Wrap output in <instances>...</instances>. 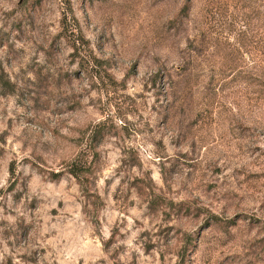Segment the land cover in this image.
<instances>
[{
  "label": "rangeland",
  "instance_id": "rangeland-1",
  "mask_svg": "<svg viewBox=\"0 0 264 264\" xmlns=\"http://www.w3.org/2000/svg\"><path fill=\"white\" fill-rule=\"evenodd\" d=\"M0 264H264V0H0Z\"/></svg>",
  "mask_w": 264,
  "mask_h": 264
},
{
  "label": "trees",
  "instance_id": "trees-1",
  "mask_svg": "<svg viewBox=\"0 0 264 264\" xmlns=\"http://www.w3.org/2000/svg\"><path fill=\"white\" fill-rule=\"evenodd\" d=\"M86 164V163H85ZM85 164H83L82 162L79 161H74L71 167V172L75 175H78V173L84 169H86Z\"/></svg>",
  "mask_w": 264,
  "mask_h": 264
}]
</instances>
